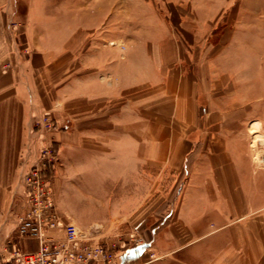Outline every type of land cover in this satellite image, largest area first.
<instances>
[{"label":"crops","instance_id":"crops-1","mask_svg":"<svg viewBox=\"0 0 264 264\" xmlns=\"http://www.w3.org/2000/svg\"><path fill=\"white\" fill-rule=\"evenodd\" d=\"M14 1L0 0V264L5 249H36L16 228L22 176L37 148L31 126L43 111L58 126L66 195L77 183L85 198L94 170L101 173L96 198L117 197L111 189L119 182L129 198L141 184L146 199L149 184L166 175L179 184L169 213L149 229L146 255L124 252L120 243L117 264H264V172L255 163L264 122L245 110L250 97L229 91L244 72L264 71L262 37L212 29L207 46L175 50L167 46L175 38L159 37L121 52L93 48L84 57L89 41L71 49L86 30L55 28L35 2L18 21ZM240 6L245 1L237 0ZM255 97L248 102H263Z\"/></svg>","mask_w":264,"mask_h":264},{"label":"rangeland","instance_id":"rangeland-1","mask_svg":"<svg viewBox=\"0 0 264 264\" xmlns=\"http://www.w3.org/2000/svg\"><path fill=\"white\" fill-rule=\"evenodd\" d=\"M212 1L15 0L14 2H16L15 17L18 21L24 16L26 5L35 2L37 6L44 4L40 10L47 15V21L56 22L55 28L72 32H75L77 28L86 30V34L79 40L75 38L71 49V51L78 52V49L84 46V41H89L85 54H83L84 57H91L93 48L112 46L118 47L121 52L130 46H146L148 42L159 37H167V40L175 38L173 43L167 44L169 48L173 47L175 50L207 46L204 38L212 29L220 33L229 28L235 36L239 33H241L240 36L245 37L258 35L262 37L264 44V0H242L245 1V6L240 7H237V0H230L235 3L230 8L225 5L227 0H214L213 5L207 4ZM37 15L40 16L41 13L38 12ZM225 16L227 17L224 18ZM212 17L211 22L205 21ZM7 28L15 31L14 28L17 27L9 21ZM254 31L258 34H254ZM247 41H249L248 38ZM22 49L14 48L17 54H22L20 53ZM262 52L264 54V45ZM78 72L83 71L78 70ZM243 76L241 83L232 84V81L230 82V93L244 95L245 98L250 97V100H254L253 98H257L255 96L258 95L264 98V71H246ZM249 99L244 104L245 110L252 115L255 112V116L261 117L264 122V99L259 103L248 102ZM43 117L49 118L52 126L50 131H46L38 124ZM57 130L55 119L48 111H43L33 121L31 135L33 141L37 143L33 165L39 161L43 150L50 145L54 162H56L52 175V187L56 208L64 223L74 224L82 232H88L95 240L113 244L116 246L114 253L120 250V243L127 246L124 252L129 250L133 244V242L128 244L130 239H141L144 244H147L146 242L151 239L149 229L163 222L169 213L170 196L177 192L179 184H173L166 175L159 183L149 184L150 195L149 199H146L141 196V184L135 186L139 196L129 198V196L126 197L128 189L126 183L119 182L111 189L116 192L117 197L96 198L100 192H96L95 186L98 185L101 173L94 170L90 177L92 191L87 192L85 198L79 195L77 183H75L74 192L66 195L61 182L62 167L55 139ZM260 140L262 147L255 152V157H257L255 163L257 168L264 172V136ZM95 205L97 208L94 211L93 206Z\"/></svg>","mask_w":264,"mask_h":264},{"label":"built area","instance_id":"built-area-1","mask_svg":"<svg viewBox=\"0 0 264 264\" xmlns=\"http://www.w3.org/2000/svg\"><path fill=\"white\" fill-rule=\"evenodd\" d=\"M38 124L46 131L52 127L48 117H43ZM52 154L49 145L40 154L39 161L22 176L25 197L16 236L34 241L36 249H5V264H117L116 246L95 240L72 223H62L52 187L56 164ZM129 242H133L129 249L138 255L146 253L147 244L141 239Z\"/></svg>","mask_w":264,"mask_h":264}]
</instances>
